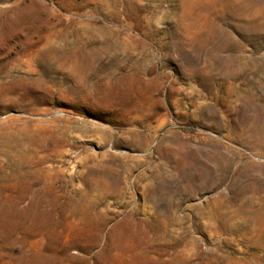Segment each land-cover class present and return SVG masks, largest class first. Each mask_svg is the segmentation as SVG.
<instances>
[{"label": "rangeland", "instance_id": "obj_1", "mask_svg": "<svg viewBox=\"0 0 264 264\" xmlns=\"http://www.w3.org/2000/svg\"><path fill=\"white\" fill-rule=\"evenodd\" d=\"M0 264H264V0H0Z\"/></svg>", "mask_w": 264, "mask_h": 264}]
</instances>
